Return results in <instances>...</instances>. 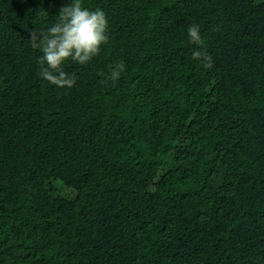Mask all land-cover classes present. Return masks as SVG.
<instances>
[{
  "label": "trees",
  "instance_id": "16d2710c",
  "mask_svg": "<svg viewBox=\"0 0 264 264\" xmlns=\"http://www.w3.org/2000/svg\"><path fill=\"white\" fill-rule=\"evenodd\" d=\"M71 2L0 0V264H264V0H82L66 89L29 32Z\"/></svg>",
  "mask_w": 264,
  "mask_h": 264
},
{
  "label": "clouds",
  "instance_id": "9594fccd",
  "mask_svg": "<svg viewBox=\"0 0 264 264\" xmlns=\"http://www.w3.org/2000/svg\"><path fill=\"white\" fill-rule=\"evenodd\" d=\"M57 23L45 31L32 30L29 40L33 49H39V76L51 85L71 89L76 83L74 75H68L63 65L66 62L86 66L108 42V20L102 10L90 11L83 6L82 0H72L59 9ZM191 44L198 48L204 45L199 25L193 24L187 29ZM192 59L200 61L204 68L213 67L212 59L203 51L192 53ZM125 71L120 62L112 67L107 81L117 82ZM103 75V74H102Z\"/></svg>",
  "mask_w": 264,
  "mask_h": 264
}]
</instances>
